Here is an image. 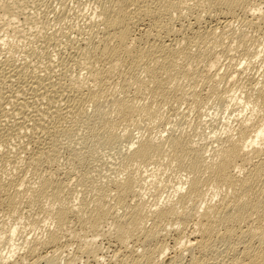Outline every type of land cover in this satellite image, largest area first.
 Returning a JSON list of instances; mask_svg holds the SVG:
<instances>
[{"label": "rangeland", "instance_id": "obj_1", "mask_svg": "<svg viewBox=\"0 0 264 264\" xmlns=\"http://www.w3.org/2000/svg\"><path fill=\"white\" fill-rule=\"evenodd\" d=\"M99 1L100 0H0L1 2L0 7L2 9H4L5 7H8L6 8V10L0 9V15H1L0 16V19H1L0 20V60H1V63H3L4 66H6L5 64L6 60L8 59L10 61L13 60V62L16 63V65H19L22 67L23 72H25V70L27 71L25 72V74L27 73V76L24 77L25 80L27 78L29 79L28 73L37 72V73L45 74V72L46 73L48 72L54 78H59L60 80L62 79L67 85L68 83L69 84L71 83L72 85L73 84L75 85L76 83L77 84L79 83V85L83 84L84 86L82 87V89L84 88L83 90L84 93L82 96L87 95V93L85 92H88V95H87L88 98L87 96L86 97L80 96L81 94H79L77 97L75 96L76 93H73L74 91H72V94L70 93L71 98L68 100V102H71L74 99L75 100L77 99V102L76 101H74L76 103L73 102L75 104V105L72 104L71 106L73 107L71 108L73 110H70L68 113L66 112L64 113V115H62L61 119H63L64 117L65 118L64 120H61L62 128L60 129V131H58V133L54 134V132L56 131H53V132L51 131L52 133H46V131L45 132L43 131L42 133L39 127L35 128V130L36 129L38 130V132H36L34 131V127L32 128L29 126L36 124V122L38 121L36 119L37 117L38 118L40 117V113L42 112V109H44L48 105V103H46L47 99L42 98L43 102L42 101L40 102L41 98L37 96L34 97L33 95H31L32 93L29 92L30 90L27 91L28 93H30L29 95L28 93H26L27 95L21 94L20 96L19 90L17 88L19 87L18 82L21 83L20 81H18V79L20 78L14 72L13 73L15 75H13L11 72L12 69L11 70L9 69V67L10 66L13 67L14 64L8 65L9 67L8 66L4 68L0 67V71H1L0 77L5 76L4 78H6L4 79L1 77L2 79L0 78V81H4L3 82L4 84L7 83L6 85L0 83V91L2 92V93L0 92V95L6 94L5 97L7 98L5 100L4 95L2 96L4 99H2V97L0 96V135H1L0 137L1 138L3 137L2 139L0 138V145H2L1 147L5 145L4 150L11 148V157L19 161L18 163H14L16 162L15 160L13 161L10 160L8 162H4L3 160H0V178L1 179L4 178L3 180L5 179L7 180L9 177H11V176L8 177V175H10V173L14 170L15 166L17 167L16 164H18V167H17L18 169L17 168L15 169L22 171V172L19 171V173H21V175L26 177L24 178L26 182H24L23 185L20 183L21 188L19 186V183L17 185V182L16 183L12 182V184H9V186H7L8 188L7 191L12 190L11 192H8V193H15L14 189L16 191L18 189L20 191H17L16 193L18 192L20 194L23 193L21 195H24V196L26 194V197L30 198L29 191L28 193L26 192L27 186L29 188L32 185L30 184V180L34 181V183L37 184L39 182L38 180H40L38 178H40V176H42L43 173H46V174L49 173L50 175L52 173L51 176L53 177L54 181L57 180L56 181L57 185L60 183L62 184L68 183V186H69V187L67 186L68 190L64 189L62 196H61L62 197L61 200L64 201V200L70 199V202L74 203L75 205L77 203L79 204L82 202L83 203L86 202L84 203V206L86 208L89 206L91 207V204H94L95 201H98L96 200V196H95L96 195L95 192L98 189L99 190L106 189L107 193L105 195V190H104L105 197H102L104 198L103 200H105V202L107 201V204L108 203L110 205L114 204L113 191H111V189L113 190V187H110L112 185L113 179H117V178L121 179V178H124L126 174L133 173V175H135L136 178L138 179V183H136V185L134 186L135 193H133L132 196H130L127 199L128 206L126 205L125 208L127 207L130 208L137 203V204H141V206L145 208V210L146 208L148 209L151 207L153 209L156 207L155 206L156 204L157 206H160L164 204L168 199L176 200L178 195L174 193V190L180 184L184 185L186 183L184 187H187V182H188L187 178L190 176V173L193 170V166L191 163L192 161L190 157L188 158V156H185L186 158H183L180 161L177 159V155L182 154V153H180V151L179 153L175 151L171 145H170L171 146L170 149L172 151L169 149V144H170L169 138H173L174 136L175 137L180 136V139H181V137H183L181 141L183 142L186 148L188 147V148H195V149L200 150L203 156L201 155V158H200L201 160L196 165V167L197 166L200 167L205 162L207 163V162H210V160L212 159L216 160L218 158L217 157L218 151L220 150V147L222 146L221 141L225 139L227 135L237 133L238 129L236 128H238V118L240 119V117L243 118V117H246L247 115L249 116L252 111L258 112L259 116H261V114L264 112V109H263L264 104H260L262 107L260 105L255 106V101H256L255 94L258 91V89L256 88L260 86L261 83L264 81V21H262L264 18V0L263 1L262 0H252L250 5L248 6V9L246 11L241 10V11L236 12L235 15L237 16L234 15V18H232V20L231 18H224L222 15H220L219 14L220 11L219 10L217 11V8L211 7V6L209 7V5H206L205 0L204 1L203 0H197V1L196 0H173L174 2L180 4L179 5L180 7L177 8L178 10L176 9L177 13H180V14H177L176 12L172 11L170 14L171 16L161 15L160 23L164 22V24L161 23L160 25L163 28L161 26L157 28L158 29L157 33L158 32L159 33L161 32V33L157 34L155 32L158 35L157 36L158 39L157 37L154 38V39H157L155 43L156 42L158 43V40H161L165 44H169V45L171 44V46L174 45V47H176L177 49L180 48L178 49L179 51L176 50V48H174L176 53L178 54L177 58H178L179 65L177 69L178 68L179 69L178 71L177 69H174L172 72H177V75L175 73L174 74L171 73L170 75L167 73H165V75L161 73L162 76L163 75L167 76V78L163 77V80L165 79L164 83H166L165 86H168V87L164 86L165 94H166L165 96L164 95H161V96L154 95L153 96V94L149 90L140 89L136 85V83L132 82L133 79L131 78L130 80L129 76H127V69H126L127 66L126 68H124V66L126 65V62L121 66L118 65L119 68L116 66L117 69L116 67L112 68L113 73L110 72L108 74L109 77L106 76L107 78L105 77L104 80H102L103 83L102 81L94 83V81L91 80L92 72L89 69V65L95 59L93 56L94 51H90V50H95L94 46H96L97 43H98L97 46L99 44L102 45L100 41H102L101 38H104L103 33L99 31V29L100 30L102 29L100 27L101 26L100 20L102 17L101 15H99L100 10H101L102 0L100 3ZM162 1L163 0L161 1L155 0L153 1L155 4L151 2V5L154 6V9H160V7L162 8V5L164 4V2H166V0H164L163 2ZM156 2L160 4L159 8L156 7L158 6ZM2 5L4 6V8ZM256 7H258L259 9H257ZM209 9L211 10L209 11ZM14 10L15 12L13 13ZM172 13H174L175 15ZM260 13H263V14L259 15ZM260 16L262 17L261 19H260ZM220 17H223V18H220ZM144 26L146 25L142 24L139 27H137L138 29H136L135 34L136 33L138 34L140 32L139 28L140 29L144 28ZM166 27H169L171 29L170 30L171 33L166 30ZM188 35L192 36L193 42H194V39L196 38L195 40L197 41V43L193 44V42H191L192 40L191 36L188 37ZM201 35L202 37L203 35L204 37H207L206 41L208 43H206L205 40L203 44L199 43L201 39L197 40V38L198 37L202 38ZM209 35H211V38L208 40ZM241 36L242 37L245 36L243 37L244 39ZM204 37L203 39H205ZM216 37H217V40H215ZM203 39L201 40V42H203ZM240 39H243L244 41ZM3 40H4L5 45L1 43V41L3 42ZM210 40H214L216 42L214 41L211 42ZM140 42L142 43L141 45L142 50L143 49L147 50V47L148 49H150L149 47L151 46L152 42L149 43L147 41L148 44L145 40H142ZM186 42L189 44H187ZM179 43H180V46H179ZM205 43L208 45H205ZM140 44L138 45L140 46ZM145 44H146V47L143 46ZM185 46H187L185 48L186 50L182 48L183 49L182 51L181 47H185ZM201 47H204V49ZM87 48H89V50ZM187 48L191 49L192 51L187 50ZM205 48L208 50V52L206 51ZM87 50L89 51V53ZM200 50H204L206 52V54L205 52H203L204 57L202 55V51ZM210 50H211L210 54L212 56L210 54L208 56V53ZM198 51L200 52L201 55L198 53ZM215 51L217 52V54ZM90 52L92 53L90 54ZM181 52H183L182 54L183 56L179 54ZM86 53H88V55ZM186 55H187V58H185ZM216 55L217 57H213ZM91 56L93 60L90 58ZM207 57H209V59L211 58V60L215 58L218 59L219 61L216 60L218 63L217 64L218 66L216 65L212 67L210 62L206 61V60H209ZM87 58H89L88 59L89 61L87 60ZM202 58L204 59L202 60ZM104 62L101 59L99 60V62L95 63V65L93 63V66H96L97 69L106 68L107 64ZM98 63L100 64V66ZM3 64H1L0 66H2ZM189 64L190 66L192 65V69L191 67H189L190 73H188L189 70L187 71V67L189 66ZM87 65H88V68H87ZM208 67L210 69H208ZM3 69L4 70L6 69V70L4 71ZM140 70H141L140 68H137V70L135 69L134 74H137L136 77L143 78L145 74L142 70L140 72ZM223 71L230 72L231 75L233 73L234 75V78L232 79L233 82H231L232 80L230 81L228 79L226 80V79H223V78L221 79L220 77H218ZM2 72L5 74L4 76L2 75ZM218 72H219V75H216ZM10 74H12V76H10L11 79L7 78L8 76L6 77V75H10ZM110 75L112 76V78H110L111 77ZM15 76L18 78H16ZM206 76H209L211 80H208L209 77L207 78ZM126 80L129 82H127ZM16 83L17 85H15ZM10 84L12 86L11 88H10ZM254 85L255 87L253 88L252 86ZM166 88L168 90H166ZM86 89L87 90L89 89L90 91L89 90L87 91ZM230 94L235 95V97H237L236 100L234 99L236 102H234L233 100L231 101ZM72 95H74L75 97L73 100H72V97H73ZM79 96L82 98H80ZM158 96H160L161 98ZM92 98L96 100L94 101ZM80 100H83V101L79 102ZM20 101L22 102L21 104H20ZM116 101H120V102L122 101L123 103L127 105H132V106L134 105L133 107H136L137 112L135 111L136 113H134L131 119H129L130 121L123 120L125 123H122L123 122L122 119H119L117 117V115L115 114V111L113 110L114 104ZM237 101L238 102L240 101L241 103L240 102L238 103ZM68 102L64 103L63 101H59L57 103L60 106L66 107L67 104H69ZM18 105H19V108H18ZM36 105L37 106L40 105L41 107L42 106L43 107L41 108L40 106H38L37 108L38 110H37L35 109ZM259 106L261 108H259ZM20 107L21 108L23 107V108L21 109ZM143 107H146V109L148 110H154L152 115L145 116L144 109H143V112L141 110ZM66 108L68 109V107ZM66 108H64V111ZM155 108L157 110H155ZM20 109L23 111V113L22 111H20ZM143 113L145 117L142 116ZM19 114H21L22 116H24L25 114V116L27 117L25 116L22 117ZM33 116L35 117V119ZM54 117L56 116H53V118ZM111 117L113 120L110 119ZM2 118L3 119L5 118V119L3 120ZM53 118L49 120L51 123H55L56 118L54 119ZM136 118L138 119V121ZM53 120L54 122H52ZM26 121L27 123L24 124ZM112 121L114 125L111 124ZM28 122H29V126L27 127L26 125L28 124ZM30 122H32L33 124ZM109 124L110 126H108ZM30 128H32V130ZM2 129L4 131H2ZM30 131L31 133H29ZM24 133H27V134L24 135ZM35 134L37 136L36 137L37 140H35L36 138H34ZM28 135H30L31 138ZM5 136L6 137L8 136L9 139H6ZM32 137L34 138V141ZM39 138L42 140H40ZM145 138H151L157 142L160 141V143L162 144L160 150L163 149L162 150L163 153L161 154V151H159L160 153H158L157 151V153H155L157 158H155L156 157L155 155H154L155 157L153 158L154 160L156 159L157 160L156 161L153 160V163L146 164V166L145 164L139 163L137 161H135L136 163H133L134 161H132L133 164L130 163V161H128V159L126 158V154L130 153V151L134 148L133 143L136 144L137 139L142 140ZM3 139H5V141H3ZM29 139H30V142H29ZM219 140L221 141L219 142ZM41 144H44V145H41ZM6 146L8 147L6 148ZM39 146L41 147L39 148ZM42 148H43L42 151H45V153L42 155L43 157L41 160L43 161L42 162L43 164L39 162L40 165L36 164V166L39 165V167L37 166V169H35L36 166L34 165L31 166L29 159L28 161L26 159L29 156H31L32 153H35V150L37 151V149H39L38 151H40ZM20 149L23 151H21ZM19 150L21 152H19ZM51 150L53 152V155L51 154L48 155V153H51L50 152ZM184 151H181V152H184ZM186 151H187V155H189V151L188 150ZM22 152H26V153L22 154ZM46 152L48 153L46 154ZM172 154L175 155L176 158ZM171 155L174 157V159L172 160H171V157H172ZM21 156L24 157V160L22 159L23 157ZM32 156L34 157V155ZM167 156H169L170 158ZM159 157H161V159ZM262 158L264 159V155L262 156ZM173 160H176V161H173ZM159 163H161V165ZM155 164L156 165L158 164V166H156ZM43 167L44 169H46V170L43 169L46 172L39 170V168L42 169ZM37 170H38V174H36ZM39 172L42 174H40ZM32 174L34 175V177ZM47 176L48 174L46 175V177ZM27 181L29 182V184ZM59 181L60 183H58ZM108 182H110L111 184ZM10 185L15 186V187H11ZM17 187H19L20 189ZM94 188L95 190L97 188V190L95 191ZM107 190L110 192H108ZM221 190L224 191L223 189ZM185 191H186V188L183 189V192ZM207 192L208 193L205 194L204 198L207 200L209 198V200H212V201H216V200L218 201L221 195L224 194L223 192H220L222 194L219 193L216 196L212 193V191H207ZM46 201L48 200L41 199L40 201H38V203L37 201H35V203L34 201L32 202L27 201L25 206H22L21 209L19 208V211H16L17 213H15V211L14 212L10 211L9 209H7V207L0 206V256L2 255L1 256L2 258L0 257V261L2 263L6 262L8 264H26V263L31 264L32 262H36L35 264H51V263H46L48 262L46 260L50 259L48 258L50 256L52 259L56 258L58 260L57 261L56 259H54L56 260L54 262L55 263L57 262L56 264H68L70 262L68 261L69 258H72L74 256L73 254L78 253L77 252L78 248L80 246L88 244L91 241L92 242L89 243L88 245L90 244L92 246L94 245L93 248L97 251V253L98 252L101 253L102 251L101 256L103 255L104 260H105V261L103 260L104 262H107L109 258H111V256L117 251L118 249L117 242L115 241L113 234L109 231L110 229L109 227L112 222L111 219H108V221L103 224L102 230L103 229L104 230L101 235L95 236L91 232L87 231L88 233H85L86 236L84 237V242L86 243L82 242L83 239H75V238L70 239L69 237L71 236H69L68 234L67 235L65 234L63 235L64 238L61 236V239H60L61 242L57 243L58 247H57V244H56V247L54 246L51 247L50 245L44 246V244L41 243V241L46 239L47 229L49 230L53 228V223H51V221L47 219L45 214L41 212V208H43L47 204L45 203ZM92 201H94V203ZM87 203H88V206H86ZM189 205L191 206V204ZM189 205L186 207V209H184L186 215L190 213H194V210H196L195 206L198 207V205L192 204L191 206L192 208H191ZM129 208H127L126 210H124L123 208L121 209L119 208L116 211L119 213V215L120 214L123 215V212L125 213V211H128ZM85 210H89V209H85ZM19 217H21V219ZM35 220L36 222H34ZM76 220H77L76 218L73 219L72 230L79 233L80 232L79 225H76V224H79V222ZM74 221L77 223H75ZM146 221H147L146 226L144 225V227H146L147 229L150 226L153 229L162 228L163 230L165 227L166 230L164 231L162 230L161 234L158 233L159 236L158 235L156 236V241L154 240L155 239L154 237L153 240H150L151 243L149 241L147 242V244L145 243L140 246L139 244H136L138 245L136 246L131 242L129 243L130 246L133 245L134 249H135V246L137 249H143V250H139V253H141V251L144 252V249L146 251L150 247L151 249H149L148 251H151L153 255L151 256L153 257V261L157 260L159 264H170V263L171 264H190V257L191 255H193V252L183 249V246L181 245L179 249L178 248L179 246L177 244H174V243H177L175 242V239L177 240V237L179 235V230H181V226L177 224L175 225V223L174 224L169 223L170 224L169 225L166 222L159 224L158 226V224L157 225L153 224V220L149 218ZM164 224H166V226ZM151 225H154V226H151ZM176 227L179 229H177ZM221 230L219 231L221 232ZM107 232L110 233V235H108ZM216 233H217V229H216L214 236H216L219 232L217 234ZM236 236L237 235L235 234L233 238H235ZM30 238L33 239L34 241L33 243L36 242L35 243L36 252H34L33 255L31 254V256L29 255V252H28L29 250L27 249L28 245L30 244V242H27V241L28 239L31 240ZM236 240L235 239L232 240L231 238H227V239L225 238V240L224 239L222 240L221 238L216 239L214 243L211 245L210 249L205 253L204 258L206 257L205 259L208 262L211 261L210 263H216L218 260H219L218 262H220L221 259L224 260L227 254L228 256H230L231 254L230 250L232 249L233 243L235 242L234 244H236V242H240L241 244V240L243 239H240L238 235ZM79 241L81 242V245ZM231 241L232 242L234 241V242L231 243ZM13 243L16 245V248L11 252L10 251L11 249H9V246ZM242 243L244 244L245 241L243 240ZM40 244L41 245L43 244V245L39 247ZM77 244L80 246H78ZM155 244H158V245H155ZM240 244L238 243V245ZM154 245H155V249H154ZM152 246H153V249H152ZM158 246L159 247L163 246L166 248L163 254V256H166V257H163V256L160 257L158 255L157 257L154 256L157 254L156 252L159 249L157 248ZM154 250H156V252ZM135 251L137 253L138 250H135ZM153 252L156 254H154ZM35 253L38 254V257H37V254ZM195 254H197L196 251H194V255ZM221 254H222V257H221ZM35 255L38 259L34 257ZM52 255L53 256L55 255L56 257H53ZM26 257H27V260H26ZM39 257H41L42 259L44 258V259L42 260ZM172 257L173 259L175 258L174 261L175 262L177 261L176 263L171 261ZM34 258L36 260H34ZM158 258L161 260H159ZM2 259H4V261ZM20 259L22 260L20 261ZM157 262L156 264H158ZM74 263L75 264H83V263L93 264L92 261L87 259V255L86 256L80 255Z\"/></svg>", "mask_w": 264, "mask_h": 264}, {"label": "bare ground", "instance_id": "obj_2", "mask_svg": "<svg viewBox=\"0 0 264 264\" xmlns=\"http://www.w3.org/2000/svg\"><path fill=\"white\" fill-rule=\"evenodd\" d=\"M153 1H155V0H102V2H101V0L99 1V3L101 2V10H100V14L99 15H101V17H102L101 20H100V24H101L100 27L102 29L101 30L99 29V31H101L103 33L104 38H101L102 41H100L102 45L99 44L97 46V44H98L97 43L96 46H94L95 50H90V51H94L93 56H94V59H95L94 61H92V63H91L92 65L91 64L89 65V69L92 72L91 73L92 75L90 74L91 75V80L94 81V83L104 80V78L106 76H108V74L110 72H112V68H114L116 66L118 67V65L121 66V65H123L126 62V65L124 66V68H126V66H127V68H126L127 69V76H129L130 80L132 78L133 79L132 82L136 83V85L140 89L149 90L153 94V96L154 95L155 96H157V95H160V96L164 95L165 96L166 95L164 88L168 87V86H165L166 83H164L165 79L163 80V77L167 78V76H164L165 73H167L169 75L171 73H173V74L175 73L177 75V72H172V71L174 69H177V67L179 65L178 64V58H177L178 54L176 53V51L174 49V48H176V47H174V45L171 46V44L170 45L169 44H165L161 40H158V43L157 42L155 43V41H157V39H158V37H157L158 35L157 34L159 33V32L157 33V30H158L157 28H159V26H161L160 24L162 23V22L160 23L161 15H164V16H168L169 15V16H171L170 14H171L172 11L177 13V10H178L177 8L180 7L179 6L180 4L174 2L173 0H166V2H164V4H163L162 3L164 1L163 0L161 2L163 4L162 8L159 6L160 4H158V2H156L158 4V6H156V7H158V8L160 7V9H154V6L151 5V2H153ZM251 1L252 0H205V3H206V5H209V7L211 6V7L217 8V11L219 10L221 12V13L219 12V14L222 15L224 18H231V20H232V18H234V15L236 14V12L241 11V10L242 11H246L248 9V6L250 5ZM3 8H4V6H3ZM6 8H8V7H5L4 9L6 10ZM188 8H189V6H188ZM253 8H255V7H253ZM256 8L259 9L258 7H256ZM0 9L4 10L1 7H0ZM260 9H261V7H260ZM210 10L211 9H209V11ZM14 12H15V10L13 11V13ZM250 12H251V10H250ZM172 14H174V13H172ZM177 14H180V13H177ZM261 14H263V13H260L259 15H261ZM235 16H237V15H235ZM223 17H220V18H223ZM261 18L262 17L260 16V19ZM262 21H264V18H263ZM97 24H98V22H97ZM142 24H144L146 26H144V28H141V29L139 28L140 32L138 34L137 33L135 34L136 29H138L137 27H139ZM162 24H164V22ZM190 25H191V23H190ZM92 27H93V25H92ZM100 27H98V28H100ZM166 30L171 33V31H170L171 29L169 27H166ZM190 30H191V28H190ZM193 30H194V28H193ZM159 31H160V29H159ZM189 32H188V34H189ZM98 35H100V34H98ZM191 35H188V37H190ZM155 37H157V39H154ZM185 37H187V36H185ZM201 37H202V35H201ZM203 37H204V35H203ZM203 37L202 38L198 37L199 39L197 38V40H200V39L202 40ZM208 37H209L208 38V40H209L211 38V35H209ZM243 37H245V36H243ZM191 38H192V36H191ZM204 38L205 39H203V42H201V40H200V42H199L200 44L201 43L203 44L204 40H205L206 43H208L206 41L207 37H204ZM195 39H194V42H193V38L191 40V42H193V44L197 43V41ZM243 39H240V40H243ZM4 40H3V42L1 41V43H3L5 45ZM142 40H145L146 42L148 41L149 43L152 42L151 46L149 44V46H150L149 48L150 49H148V47H147V50L146 49L145 50L141 49L142 43L140 41H142ZM215 40H217V37H216ZM210 41L212 42L214 40H210ZM148 42H147V44H148ZM214 42H216V41H214ZM180 43H181V41H180ZM180 43H179V46H180ZM206 43H205V45H208ZM138 44H140V46ZM187 44H189V43H187ZM143 46L146 47V44L143 45ZM187 46L181 47V49L182 48L185 49ZM191 46H192V44H191ZM204 47H201V48L204 49ZM87 49L89 50V48H87ZM178 49H180V48H178ZM178 49L176 48V50H178ZM187 50H191V49L187 48ZM182 51H183V49H182ZM200 51H202V55H203V52H205L204 50H200ZM206 51L208 52L207 49H206ZM187 52H189V51H187ZM88 53H89V51H88ZM88 53H86V54L88 55ZM91 53L92 52H90V54ZM198 53L200 54L199 51H198ZM210 53H211V50L209 51L208 56H209ZM82 54H84V53H82ZM90 54H89V56H90ZM179 54L182 55L183 52H181ZM205 54H206V52H205ZM216 54H217V52H216ZM100 57L103 60V62L105 61L104 63L107 64V67L103 68V69L99 68L100 69L99 70V69L96 68V66H93V63L95 65V63L99 62V60H101ZM203 57H204V55H203ZM213 57H217V55L213 56ZM90 58L92 59V56ZM185 58H187V55L185 56ZM207 58L209 59V57H207ZM88 59L89 58H87V60ZM203 59L204 58H202V60ZM216 60L219 61L216 58L212 59V60L210 58L209 60H206V61H209L210 64L212 65V67H214V66H216L218 64ZM184 61H186V60H184ZM1 64H3V63H1V60H0V65ZM5 64H6V66L12 65V64L15 65V66L13 65V67H11V66L10 67L8 66V67H9L10 70L12 69L11 72H12L13 75H15L14 73H16V75H18V77L20 78V79H18V81H20L21 83L18 82L19 87H17L18 90H19L20 96H21V94L28 93L27 91L30 90L29 92L32 93L31 95H33L34 97L37 96V97L41 98L40 102L42 101V98L47 99L46 103H48V105L46 104L47 107L42 109V112L40 113V117L39 118L37 117V119H36V120H38L36 122V124H33L32 122H30L33 125L29 126V122H28V124L26 126L27 127L29 126V127H32V128L34 127V131H36V132H38V130L37 129L35 130V128L39 127L41 129L42 133H43V131L44 132L46 131V133H52L53 131H56V132H54V134L58 133V131H60V129L62 128L61 120H64V118H65L64 117L63 119H61L62 115H64V113H66V112L68 113L70 110H73V109H71V108H73L71 106H72V104L77 102V99L76 100L74 99L75 98L74 97L75 94L72 95L73 96L72 100L73 99L74 100L71 101V102H68V100L71 98L72 91H74L73 93H76L75 96L78 97L79 94H81L80 96H82L83 93H84L83 92L84 88L82 89V87L84 85L83 84L79 85V83L77 84L76 82H74V83H76L75 84L76 86L74 84L72 85L71 83L70 84L68 83V85H67V84H65V82L62 79L60 80L59 78H54L48 72L47 73L45 72V74L44 73L41 74V73H37V72L36 73H32V72L28 73L29 79L27 78L25 80L24 77L27 76V73L25 74V72H27L26 70H25V72H23L22 67L19 66V65H16V63H14L13 60L10 61L8 59V60L5 61ZM211 65H209V66H211ZM6 66H4V64H3L0 67L4 68ZM99 66H100V64H99ZM117 67H116V69H117ZM122 67H120V68H122ZM185 67H186V65H185ZM189 67H191V69H192V65L190 66V64H189V66L187 67V71L189 70ZM87 68H88V65H87ZM137 68H140L144 72L145 76L143 78L136 77L137 74H134L135 73L134 70L135 69L137 70ZM178 69H177V71H178ZM184 69H186V68H184ZM208 69H210V68L208 67ZM141 70H140V72H141ZM216 70H218V69H216ZM3 72H2V75L4 76L5 74ZM0 73H1V71H0ZM120 73H122V72H120ZM161 73H163L164 75L162 76ZM188 73H190V70L188 71ZM7 74H8V72H7ZM12 74L6 75V77L8 76L7 78L11 79L10 76H12ZM216 75H219V72ZM215 76H213V77H215ZM4 77H2V78H4ZM18 77H16V78H18ZM206 77L208 78L209 76H206ZM218 77H220L221 79L223 78V79H226V80L228 79V80L231 81L234 78V75H233V73L231 75L230 72L223 71V72H221V74ZM110 78H112V76ZM124 78H125V76H124ZM4 79H6V78H4ZM63 79H65V78H63ZM208 80H211V78L209 77ZM3 82L4 81H0V83L4 84ZM9 82H11V81H9ZM127 82H129V81H127ZM229 82H228V84H229ZM231 82H233V80ZM12 83H13V81H12ZM102 83H103V81H102ZM6 84H4V85H6ZM12 85H14V84H12ZM15 85H17V83ZM7 87H8V85H7ZM11 87L12 86L10 84V88ZM14 87H16V86H14ZM252 87L254 88L255 85L252 86ZM5 88H6V86H5ZM256 89H258V91L255 94V99H256L255 106H258L260 104H264V81ZM166 90H168V89L166 88ZM177 90H178V88H177ZM5 92H6V90H5ZM30 93H28V95ZM85 93H87V95H88V92H85ZM3 95L1 94L0 96L2 97ZM5 95H4V98L6 100L7 98L5 97ZM87 95L82 96V97H86ZM160 96H158V97H160ZM221 96H219V97H221ZM46 97H48V98H46ZM82 97H80V98H82ZM4 98L2 97V99H4ZM87 98H88V96H87ZM94 98H92V99L94 100ZM25 99H27V98H25ZM234 99L236 100L237 97H235V95H231V101L233 100L234 102H236ZM59 101H63L64 103L68 102L69 104L66 103L67 104L66 107H68V109L66 107L60 106L57 103ZM74 101H76V102H74ZM81 101H83V100H80L79 102H81ZM165 101H167V100H165ZM13 103H14V101H13ZM21 103L22 102L20 101V104ZM36 103H37V101H36ZM6 104H8V103H6ZM60 104H62V103H60ZM79 104H81V103H79ZM63 105H65V104H63ZM29 106H30V104H29ZM33 106H32V108H33ZM38 106H40V105H38ZM38 106L36 105L35 109H37ZM133 106L132 105H127V104L123 103L122 101L121 102L120 101H116L115 104H114V109L113 110L115 111V114L117 115V117L119 119H122V121L123 120L127 121V120L131 119V117L134 115V113L137 112L136 107H133ZM246 106H247V104H246ZM260 106H259V108L262 107V106L261 107ZM18 108H19V105H18ZM64 108H66L67 111H66V109L64 111ZM21 109H20V111H22ZM143 109H144L145 116H151L153 111H154V110H148V109H146V107H143L141 109L142 112H143ZM155 110H157V109L155 108ZM19 113H21V112H19ZM22 113H23V111H22ZM70 113H72V112H70ZM144 113H143L142 116H144ZM19 115H21V114H19ZM24 116H25V114H24ZM24 116H22V117H24ZM36 116H37V114H36ZM53 116H56L54 118L57 119V121L55 119V123H51L49 121L51 118H53ZM241 116H242V114H241ZM25 117H27V116H25ZM34 119H35V117H34ZM110 119L113 120L112 117ZM111 120H110V122H111ZM27 121L24 124H26ZM137 121H138V119H137ZM34 122H35V120H34ZM52 122H54V120ZM122 123H125V122L123 121ZM111 124L114 125L113 121H112ZM115 124H117V123H115ZM131 124H133V123H131ZM108 126H110V124ZM112 127H114V126H112ZM32 128H30V129L32 130ZM17 129H18V127H17ZM64 129H65V127H64ZM236 129H238L237 133L227 135L226 138L223 139L222 141L219 140V142L220 141L222 142L221 143L222 146L220 147V150L218 151V156L216 155L218 158L216 157L217 158L216 160L212 159V160H210V162H207V163L205 162L203 165L201 164L202 166H200V167H198V166L196 167L197 163L201 160L200 159L201 155L203 156V154L201 153L200 150L195 149V148H188V147L186 148L184 146L183 142L181 141V139L183 137H181V139H180V136L179 137H175L174 136L173 138H169L170 139L169 140V143H170L169 144V149L172 146L175 151H177L178 153L180 151V153H182V154H178L177 155V159L180 160V161L183 158H186L185 156H188V158L190 157L191 161H192L191 163H192V166H193V170L190 173V176L187 178V180H188L187 187H184L186 183L184 185L180 184L174 190V193L176 195H178L176 200L168 199L164 204H162L160 206H157V204H156L155 205L156 207L153 208V209L150 206L151 208H148V209L146 208V210H145V208H143L141 206V204H137L136 203L137 205L136 204L134 206L131 205L132 207H130V208L127 207L129 209H128V211H125V213L123 212V215H121V214L119 215V213L116 211L119 208L120 209L123 208L124 210H126L127 208H125V207L127 205V199L130 196H132L133 193H135L134 192V186L136 185V183H138V179L136 178L135 175H133V173L132 174L128 173V174H126V176L124 178H121V179H119V178L113 179L112 185L110 186V187H113V190L111 189V191H113V196H114V204H112V205H110L109 203L107 204V201L105 202V200H103L104 198H102V197H105V195L107 193L106 189H104L105 190V195H104V190L101 189L102 190L101 191L99 189L97 190V188H96V190H97L96 191L95 188H94V190L96 191L95 192L96 193V195H95L96 196V200H98V201H95V203H94V201H92L94 204H91V207L93 205L92 208L89 206L91 209L89 207L85 208L84 203H86V202H84V203L82 202V203H79V204L77 203L75 205L74 203L70 202V199H67V200H64V201L61 200L62 199V197H61L62 193H63L64 189H67L68 183L66 182L67 184H64V183L62 184L59 181L58 183H60L61 185L60 184L57 185L56 184L57 180L56 181L53 180V177L51 176L52 175L51 172H50L51 175L49 173H47L48 174L47 177H46L47 174L42 172V171L46 170V169H44V167L42 169L39 168V170H42L41 172L43 173V175L40 176V178H38V179H40V180H38L39 182L37 184H35L34 181L30 180V184H32V185L29 188L27 186V191L26 192L28 193V191H29L30 198L26 197L25 192H24L25 196L21 195L23 193H21V194L19 192L16 193L17 191H20L18 189H17V191L14 189L15 193H8V192H11L12 190L11 191L10 190L7 191V189H8L7 186H9V184H12V182H15V183L17 182V185L19 183V186H20V183L23 185V183L26 182L24 180V178H26V177L21 175V173H19L20 170H16L15 169V168L18 167V164H16L17 167L15 166V168H14V170H16V171H14V170L12 172L10 171L11 173H10V175H8V177L9 176H11V177H9L7 180L6 179L3 180L4 178H2V179L0 178V206L7 207V209H9L10 211H13V212L15 211V213H17L16 211H19V208L21 209L22 206H25L27 201H31V202L34 201V203H35V201H37V203H38V201H40L41 199L42 200L47 199L48 201L45 202L47 204H46V206L41 208V212H43V214H45L47 219H49L51 221V223H53V228L49 229V230L47 229V231H46L47 232V234H46L47 236L44 234L46 236V239L42 240L41 243H43L44 246L45 245H50L51 247L52 246L56 247V244L58 242H61L60 241L61 236L64 238L63 235H65V234L66 235L68 234L69 236H71V237H69L70 239H72V238L83 239L82 242H84V237L86 236L85 233H88L87 231L91 232L95 236L96 235H101L103 230H104V229L102 230L103 224L106 223L108 221V219H111L112 222L110 224L109 231L113 234V237L115 238V241L117 242V245H118L117 251L116 252L114 251L115 253L113 252L114 254L111 256V258H109V260L107 262H104L105 261L104 257H103V255L101 256L102 251H101V253H99V252L97 253V251L93 248L94 245L93 246L91 244H90L91 246L88 245L92 241L89 242L86 245H83V246H80L81 242L79 241L80 245H78V244L77 245L80 246V247L78 248L76 246L78 248V250H77L78 253L73 254L74 256L72 258H69L68 261H70V262L69 263L67 262L68 264H71V263L73 264L78 259V257L80 255H85V256L87 255V259L92 261L93 264H156L157 260L154 259L156 261H153V257H151L153 255H152L151 251H148L149 249H151L150 247L146 251L144 249V252L141 251V253H139V250H143V249H137L136 248V246H138L136 244H139V246L143 245L145 243L147 244V242H149L150 240H153L154 237H155L154 240L156 241V236L158 235V233L161 234V232L163 230L162 228H154L153 229L149 225H148L149 227L147 226L148 229L146 227H144V225L146 226V222H147L146 220H148V218L152 219L153 220V224H156V225L158 224V226H159V224H162L164 222H166L168 224L169 223H171V224L175 223V225L177 224V225L181 226V230H179V235L177 237V240L175 239V242H177V243H174V244H177L179 246L178 247L179 249H180V245H181V246H183V249L193 252V255H191V257H190V264H264V159L262 158V156L264 155V112L261 114V116H259L258 112L252 111L249 116L247 115L246 117H243V118L240 117V119L238 118V128H236ZM2 131H4V130L2 129ZM106 132H108V131H106ZM3 133H5V132H3ZM29 133H31V131ZM25 134H27V133H24V135ZM32 134H31V136H32ZM28 136L30 137V135H28ZM7 137H6V139H9V137L8 138ZM36 137L37 136L35 134L34 138H36ZM34 138H33V141H34ZM35 140H37V138ZM40 140H42V139H40ZM3 141H5V139H3ZM167 141H168V139H167ZM29 142H30V139H29ZM133 144H134V148L132 147L133 149L132 150L130 149L131 150L130 153L126 154V158L128 159V161H130V163H132V161H134L133 163H136L135 161H137L139 163L145 164V166H146V164L153 163V160H154L153 158L156 156L155 153H157V151H158V153H160L159 151H161V154L163 153V151H162L163 149L160 150L161 145H162L160 143V141L157 142V141H154L151 138H145V139H142V140H140V139L138 140L137 139L136 144L135 143H133ZM195 144H197V143H195ZM41 145H44V144H41ZM1 146L2 145H0V160H3L4 162H8L10 160L11 161L15 160L16 162H14V163H18L19 162L16 159H13V157H11V148L10 149L8 148V149L4 150L5 145L3 147H1ZM7 147L8 146H6V148ZM40 147L41 146H39V148ZM43 148L40 151H38L39 149H37L38 152L35 150V153H32V155H34V157L31 154H29L31 156H29V155H28L29 157L27 156L28 158L26 160L28 161V159H29V162H30L31 166L32 165L36 166V164H39V162H41V163L43 162V161H41L42 157H43L42 155L45 153V151H42ZM162 148H163V146H162ZM51 149H52V147H51ZM20 150H19V152L23 151V150H21V151ZM186 150L189 151V155H187V151ZM191 150H193V151H191ZM181 151H184V152H181ZM48 152H46V154ZM50 152L51 153H48V155L49 154L53 155L52 150ZM177 152H176V154H177ZM23 153H26V152H22V154ZM161 154H159V155H161ZM19 155H21V154H19ZM23 156H21V157H23ZM173 156H175V155H173ZM24 157L22 158L23 160H24ZM167 157H169V156H167ZM172 157H171V160L174 159V157L173 158ZM155 158H157V156ZM159 158L161 159V157H159ZM175 158H176V156H175ZM156 160H154V161H156ZM173 161H176V160H173ZM29 162H27V163H29ZM161 163H159V164L161 165ZM180 164H181V162H180ZM26 165H28V164H26ZM39 165H37V166L39 167ZM34 166H33V168H34ZM37 166H36L35 169H37ZM156 166H158V164ZM155 168H157V167H155ZM20 172H22V171H20ZM44 172H46V171H44ZM154 172H155V170H154ZM156 172H158V171H156ZM42 173H40V174H42ZM36 174H38V170H37ZM37 176H39V175H37ZM5 177H7V176H5ZM33 177H34V175H33ZM35 178H36V176H35ZM31 182H33L34 184L31 183ZM110 182H108V183H110ZM28 184H29V182H28ZM160 186H162V185H160ZM11 187H15V186H11ZM61 187H63V188H61ZM183 187L186 188L185 192H183V189H184ZM17 188H19V187H17ZM20 188H21V186H20ZM221 189H223L224 191H222ZM207 191H212V193L214 195H216V196L220 192H223L224 194L221 195V197L218 199V201L217 200L216 201H212V200H209V198H208V200L204 198L205 194L208 193ZM108 192H110V191H108ZM220 194H222V193H220ZM65 198H63V199H65ZM93 199H95V198H93ZM45 203H43V204H45ZM189 204H191V206H192V204L193 205H198V207L195 206L196 210H194V213H190V214L186 215L184 209H186V207ZM86 206H88V203H87ZM129 206H130V204H129ZM85 209H89V210H85ZM19 218L21 219V217H19ZM75 218L77 219L76 221L79 222V224H76V225H79V230H80L79 233L74 231V230H72V227H73L72 223H73V219H75ZM34 222H36V220ZM75 223H77V222H75ZM109 223H110V221H109ZM164 225L166 226V224H164ZM151 226H154V225H151ZM177 229H179V228H177ZM216 229H217V233L218 232L219 233L218 234L216 233L217 235L214 236L215 232H216ZM164 230H166L165 227H164ZM219 230H221V232ZM235 234L237 236L239 235L240 239H243L245 241V243L244 244L242 243L243 240H241V244H240V242H236V244H234L235 242L233 241L234 242L233 243L231 241V243H233V246H232V249L230 250L231 254L229 253L230 256H228V254H227V256L224 258V260L221 259L220 262H218L219 260L217 262L215 261L216 263H210L211 261L208 262L205 259L206 257L204 258L205 253L210 249L211 245L214 243V241L216 239H220L221 238L222 240L223 239L225 240V238L226 239L227 238H231L232 240H234V239L236 240L237 236L235 238H233V236ZM108 235H110V233H108ZM41 237H39V238H41ZM110 237H112V236H110ZM163 237H161V238H163ZM30 239L31 240L28 239V241H27V242H30V244L28 243L29 245H28L27 249L29 250L28 252H29V255L31 256V254L33 255L34 252H36L35 251L36 250V244H35L36 242L33 243L34 242L33 239L32 238H30ZM38 240H40V239H38ZM161 241H163V240H161ZM131 242L134 245H136L135 249H134L133 245L130 246L129 243H131ZM39 243H40V241H39ZM84 243H86V242H84ZM150 243H151V241H150ZM238 243L240 245H238ZM158 244H160V243H158ZM158 244H155V245H158ZM42 245L40 244L39 247L42 246ZM155 245H154V249H155ZM57 247H58V244H57ZM15 248H16V245L14 243L9 246V249H11L10 250L11 252ZM157 248H159L157 252H156V250H154L157 254L153 252L154 254H156L154 256H156V257H157V255L160 256V257L163 256L164 251H165L166 248L163 247V246L162 247L158 246ZM152 249H153V246H152ZM135 250H138L137 253H136ZM61 251H63V250H61ZM194 251H196L197 254L194 255ZM71 252H73V251H71ZM35 254H37V253H35ZM8 255H9V253H8ZM24 256H26V255H24ZM69 256H71V255H69ZM34 257L37 258L38 254H37V257H36V255ZM53 257H56V256L54 255ZM163 257H166V256H163ZM173 257L171 258L172 260L171 259L170 260L172 262H175L174 261L175 258L173 259ZM221 257H222V254H221ZM35 258H34V260H36ZM39 258H41V257H39ZM48 258H50V259H47V260L45 259L46 261H48L46 263L53 264V263H55L54 261L57 260L56 258L52 259L50 256ZM54 259H56V260H54ZM2 260L4 261V259H2ZM21 260L22 259H20V261ZM26 260H27V257H26ZM159 260H161V259H159ZM171 261H169V262H171ZM29 263H31V262H29ZM35 263L36 262H32L31 264H35ZM0 264H8V263H6V262L2 263L0 261Z\"/></svg>", "mask_w": 264, "mask_h": 264}]
</instances>
